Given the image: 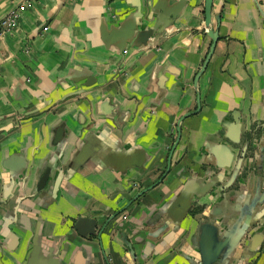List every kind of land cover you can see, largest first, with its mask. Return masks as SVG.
I'll use <instances>...</instances> for the list:
<instances>
[{
	"label": "crops",
	"instance_id": "0c3cea01",
	"mask_svg": "<svg viewBox=\"0 0 264 264\" xmlns=\"http://www.w3.org/2000/svg\"><path fill=\"white\" fill-rule=\"evenodd\" d=\"M204 2L0 0V264H200L201 222L246 219L264 180V0L212 1L195 86ZM227 264H264V214Z\"/></svg>",
	"mask_w": 264,
	"mask_h": 264
},
{
	"label": "water",
	"instance_id": "95a60500",
	"mask_svg": "<svg viewBox=\"0 0 264 264\" xmlns=\"http://www.w3.org/2000/svg\"><path fill=\"white\" fill-rule=\"evenodd\" d=\"M213 0H205L204 2V25L207 30V36L211 40V44L208 50V53L206 54V57L204 59V62L202 64V67L196 74L194 78V85L196 86L197 80L199 76L204 71L207 62L213 52L215 43L217 41V30H211L210 27V20H211V6H212ZM218 22V18L216 19ZM152 31L151 30H144L140 32L137 36V43L138 44H145L147 39L151 36ZM196 103H197V109H199V96L197 94L196 97ZM191 113L188 112L181 116L179 118V122L184 119L185 117L189 116ZM179 122L176 127L177 136L174 141V144L171 148V151L176 146L179 136H180V128H179ZM171 157V153L168 156V166L166 171L169 168V160ZM79 164L75 161L72 164V168L75 169ZM263 169L262 165V159H261V165H260V171ZM261 176V175H260ZM48 177V173L45 172L42 174L39 180L38 188H41L45 185L46 180ZM152 186L142 190L139 194H137L135 197H138L141 193L145 192L147 189L151 188ZM181 201L180 204L178 203V206L181 207L182 213L185 214L189 204L188 200L189 195L184 190L180 194ZM264 204V180L258 179L254 196L251 199L250 203L246 206L244 217L246 218L243 222H237L234 223L231 229L225 230L223 234L220 233L219 228L209 221H204L199 224L198 228V250H199V256H200V264H227L230 260L231 255L233 254L234 250L238 246L239 242L242 240V238L247 233L250 226L254 225L256 223V220L260 218L264 214V207L259 211V213L254 215L255 210L257 207L262 206ZM240 223V224H239ZM75 229L81 236H87V235H93L95 233V221L89 218H78L75 222ZM259 235H257V239H259Z\"/></svg>",
	"mask_w": 264,
	"mask_h": 264
},
{
	"label": "built area",
	"instance_id": "2783aa9c",
	"mask_svg": "<svg viewBox=\"0 0 264 264\" xmlns=\"http://www.w3.org/2000/svg\"><path fill=\"white\" fill-rule=\"evenodd\" d=\"M20 10L23 9V6H18ZM16 23V13L14 10L10 11L2 20H1V26L7 31L10 30V28Z\"/></svg>",
	"mask_w": 264,
	"mask_h": 264
}]
</instances>
